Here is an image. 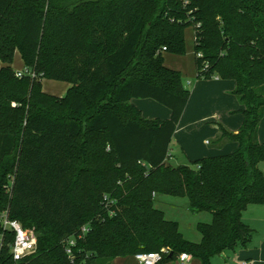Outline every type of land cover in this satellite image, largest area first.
<instances>
[{"label":"trees","instance_id":"16d2710c","mask_svg":"<svg viewBox=\"0 0 264 264\" xmlns=\"http://www.w3.org/2000/svg\"><path fill=\"white\" fill-rule=\"evenodd\" d=\"M190 26L198 79L234 81L244 119L237 132L219 126L214 144L237 142L233 152L172 165L191 91L163 53L185 54ZM17 51L34 78L16 76ZM46 79L71 88L48 94ZM135 99L171 115L145 118ZM263 116L264 0H0V264H109L162 249L161 263L187 252L212 264L246 247L255 230L243 213L264 204ZM159 194L211 214L201 240L166 217ZM4 212L34 229L35 253L13 258ZM85 225L72 261L67 240Z\"/></svg>","mask_w":264,"mask_h":264},{"label":"crops","instance_id":"0c3cea01","mask_svg":"<svg viewBox=\"0 0 264 264\" xmlns=\"http://www.w3.org/2000/svg\"><path fill=\"white\" fill-rule=\"evenodd\" d=\"M234 83L223 82L219 78L202 81L198 77L195 82L193 80L187 82L188 86L193 87L192 91L190 90L191 97L172 141L173 144L174 139L177 138V142L179 143L178 150L173 153L171 144L167 161L171 162L172 160H176V163L188 164V162H193L203 157L231 153L238 147V143L233 141L214 144V141L220 133V125L225 126L232 132H237L244 119L241 113L242 106L238 98L234 94H230L236 88V83ZM53 95L59 97L65 96L64 94ZM197 96H199L203 105L207 104V102H213L215 111L208 113V109L205 110L203 106L201 109H199L200 106L199 108H192L190 110L191 102ZM132 103L135 105L133 101ZM197 110L199 111L198 113L195 112ZM233 111H237L238 114L231 115ZM170 115L171 112H166L164 119L169 118ZM208 132L212 136L211 139L207 138L208 135L206 134ZM196 138L201 141L202 146L209 147H195L197 145L193 139L196 140ZM258 138L264 143L260 139L259 130ZM243 220L255 230L252 240L246 247L228 249L220 255H215L212 258V264H246L248 262L252 264H264V204L250 205L243 213ZM109 264H140V262L135 255L129 254L116 256ZM161 264H179V261L177 258ZM190 264H201V261L198 258L192 257Z\"/></svg>","mask_w":264,"mask_h":264},{"label":"rangeland","instance_id":"374dc122","mask_svg":"<svg viewBox=\"0 0 264 264\" xmlns=\"http://www.w3.org/2000/svg\"><path fill=\"white\" fill-rule=\"evenodd\" d=\"M185 41H186V52L183 55H176L169 52H164V61L165 64L177 71H181L184 79V84L186 88L188 87L189 90L192 91L193 87L188 86L187 82L192 81L195 82L197 80V67H196V53L194 48V28L192 26L188 27L185 30ZM13 67L16 71H21L24 69V61L22 59V55L19 51L15 54V59L13 63ZM202 81H210L212 79H199ZM223 82L231 83L234 82L232 80H223ZM235 84V83H234ZM43 90L48 94H64L66 95L69 88L71 87V84L64 83V82H58L53 80H43ZM230 94H233L232 92ZM136 107L141 110L142 115L145 118L148 119H164V114L166 112H170V110L159 104L158 102L152 100V99H139V100H133ZM201 106V107H200ZM202 106L205 108V110L208 109V113L214 112V103L213 102H207V104L203 105L201 102V99L199 96L195 97L194 100L191 102L192 108H199L201 109ZM195 112H199L198 110ZM194 112V113H195ZM238 114L237 111H233L231 115ZM207 138L211 139L212 136L208 132ZM259 136L262 141H264V116L260 122L259 125ZM195 144L197 146L195 147H206L209 146H202L201 141L196 138L193 139ZM179 143L177 142V138L174 139V142L172 144V152H176L178 150ZM194 147V146H193ZM195 149V148H194ZM168 163L172 165H179L180 163H176V160H172L171 162L167 161ZM188 164H192V162H188ZM260 168L264 171V161L260 163ZM155 204L158 208L162 209L166 217L171 220H176L179 222L181 230L184 232V234L191 238L192 240H201V234L197 229V224L200 221L210 222L212 220V216L208 212H192L189 210L188 206V199L187 197H180V196H172V195H166V194H159L156 197Z\"/></svg>","mask_w":264,"mask_h":264},{"label":"built area","instance_id":"2783aa9c","mask_svg":"<svg viewBox=\"0 0 264 264\" xmlns=\"http://www.w3.org/2000/svg\"><path fill=\"white\" fill-rule=\"evenodd\" d=\"M16 76L18 78L31 77L34 78L36 74L27 68L21 71H17ZM1 221L5 229H11L15 233V240L12 245V255L13 258L18 261L24 257L36 252L38 240L34 229H27L18 221L9 218L7 212H4L1 216ZM88 231V226L85 225L81 228V232L77 237H72L67 240L66 252L70 259L73 261L75 258L74 247L77 243V239L83 237ZM167 252L166 249L161 251H141L135 254V257L140 262V264H160L163 261L164 254ZM182 254H187L182 258ZM192 255L183 252L178 256L179 264H190ZM246 264H252L248 262Z\"/></svg>","mask_w":264,"mask_h":264},{"label":"clouds","instance_id":"9594fccd","mask_svg":"<svg viewBox=\"0 0 264 264\" xmlns=\"http://www.w3.org/2000/svg\"><path fill=\"white\" fill-rule=\"evenodd\" d=\"M185 255H187V254H182V258H183Z\"/></svg>","mask_w":264,"mask_h":264}]
</instances>
